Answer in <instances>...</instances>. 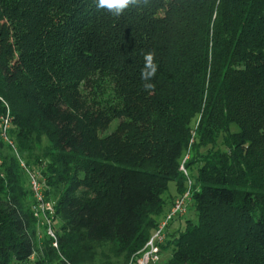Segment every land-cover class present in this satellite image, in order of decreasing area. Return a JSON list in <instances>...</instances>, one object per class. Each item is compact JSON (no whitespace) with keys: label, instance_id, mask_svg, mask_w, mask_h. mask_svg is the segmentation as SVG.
Listing matches in <instances>:
<instances>
[{"label":"trees","instance_id":"obj_1","mask_svg":"<svg viewBox=\"0 0 264 264\" xmlns=\"http://www.w3.org/2000/svg\"><path fill=\"white\" fill-rule=\"evenodd\" d=\"M0 161V264H127L188 189L163 264H264V0H0Z\"/></svg>","mask_w":264,"mask_h":264},{"label":"built area","instance_id":"obj_2","mask_svg":"<svg viewBox=\"0 0 264 264\" xmlns=\"http://www.w3.org/2000/svg\"><path fill=\"white\" fill-rule=\"evenodd\" d=\"M11 117L9 111L6 115L1 116V136L12 146L14 142L8 135V129L10 127ZM1 162V161H0ZM21 164L27 168L25 162L21 161ZM180 169L187 173L184 163L180 165ZM29 172L30 184L34 191V196L37 200L35 206V215L39 218L41 225L45 226L46 233L53 238V245L58 247V236L53 227V215L55 213L54 202L47 201L45 199L44 188L46 187L45 178L41 177L38 172ZM191 183V181H190ZM190 199V190L188 189L180 198L176 199V202L169 214L160 222L158 229L150 236L144 247L138 252L137 256L131 258L129 264H163L160 257V244L165 239V227L169 220H171L176 214H183L186 211L187 200ZM36 254H32L30 257L31 262H34Z\"/></svg>","mask_w":264,"mask_h":264},{"label":"clouds","instance_id":"obj_3","mask_svg":"<svg viewBox=\"0 0 264 264\" xmlns=\"http://www.w3.org/2000/svg\"><path fill=\"white\" fill-rule=\"evenodd\" d=\"M149 0H96V7L105 9L113 16H119L124 13L126 9L133 6L144 5L147 6ZM144 68L141 72V78L145 81L154 77L157 71V65L154 62V53L148 52L144 55ZM154 85L150 83L145 84V88L151 89Z\"/></svg>","mask_w":264,"mask_h":264},{"label":"rangeland","instance_id":"obj_4","mask_svg":"<svg viewBox=\"0 0 264 264\" xmlns=\"http://www.w3.org/2000/svg\"><path fill=\"white\" fill-rule=\"evenodd\" d=\"M4 152L7 153V152H8V149H7V148H4ZM187 158H188V156L186 155V156L182 159V163H181V165H182L183 163H184V165H185ZM22 162H24V161L22 160ZM185 169H187L186 166H185ZM33 172H34V171H33ZM173 186H174V183L171 182V183H170V191H173ZM52 219H53V218H52ZM43 235H44V233H42V232L40 231V236H43ZM58 246H59V245H58ZM56 248H58V247H56ZM104 254H108L109 257L111 258V260H112L113 262H115V264H124V263H123L124 260H123V259H117V258L114 256V254H112L111 252L108 251V249L106 248V246H104L101 250H99V255H100V257H101L103 260H104V258H105ZM169 257H170V252H169V251H163V252H161V259H162V261L167 260ZM34 259H35L34 262L38 261L39 256H38V255H35ZM129 263H130V261H129L127 264H129Z\"/></svg>","mask_w":264,"mask_h":264}]
</instances>
